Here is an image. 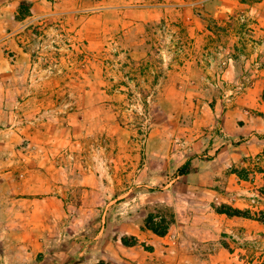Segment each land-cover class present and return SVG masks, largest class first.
Returning a JSON list of instances; mask_svg holds the SVG:
<instances>
[{"label": "rangeland", "instance_id": "1", "mask_svg": "<svg viewBox=\"0 0 264 264\" xmlns=\"http://www.w3.org/2000/svg\"><path fill=\"white\" fill-rule=\"evenodd\" d=\"M262 22L264 0H0V202L49 207L40 264H264Z\"/></svg>", "mask_w": 264, "mask_h": 264}, {"label": "crops", "instance_id": "2", "mask_svg": "<svg viewBox=\"0 0 264 264\" xmlns=\"http://www.w3.org/2000/svg\"><path fill=\"white\" fill-rule=\"evenodd\" d=\"M260 28L264 29V22L257 25V29ZM1 59L2 54L0 52V61ZM259 110L264 113V103H262ZM235 111L232 109L228 110L227 116H230V118H225V122H230L233 127L232 131L236 132L239 125L233 115ZM249 117L246 116V119H243L242 127L244 129H252L256 133L261 132L264 128L262 116ZM253 137L255 138V136H252L251 139L254 140ZM259 141L261 143V139L257 138L254 140V152L251 153L257 154L260 159L264 160V141L261 144ZM259 144L260 146H258ZM1 204L0 202V219L8 218L7 223L11 226L5 230V225H1L2 222L0 221V246H2L0 247V264H40L42 261L37 260V257L47 249L48 244L44 237L39 236V234L36 235L34 230L39 222L34 221L36 219L44 220L48 212H50L49 207L43 201L27 198L21 201H6L4 206ZM7 207L9 208L8 213L4 211ZM252 222L255 223L256 221ZM12 223L15 225H12ZM14 227L15 230H12ZM219 251L223 256L233 255L224 254V249H219Z\"/></svg>", "mask_w": 264, "mask_h": 264}, {"label": "trees", "instance_id": "3", "mask_svg": "<svg viewBox=\"0 0 264 264\" xmlns=\"http://www.w3.org/2000/svg\"><path fill=\"white\" fill-rule=\"evenodd\" d=\"M264 97V96H263ZM263 154H264V150H263ZM180 172H181V174H186V173H188L189 172V168L187 167V166H182L181 168H180ZM161 221H163V218L161 217ZM167 226H164L163 227V229L162 230H160V229H158L157 227H155V226H153V225H151L149 228L153 231V232H155L156 234H159V235H163L165 232H166V228Z\"/></svg>", "mask_w": 264, "mask_h": 264}]
</instances>
